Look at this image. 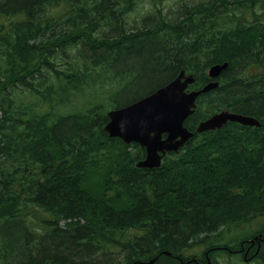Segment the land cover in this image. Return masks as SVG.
Here are the masks:
<instances>
[{
	"label": "trees",
	"instance_id": "16d2710c",
	"mask_svg": "<svg viewBox=\"0 0 264 264\" xmlns=\"http://www.w3.org/2000/svg\"><path fill=\"white\" fill-rule=\"evenodd\" d=\"M134 3L0 0V264H104L94 255L110 247L123 258L107 264H146L156 255L153 264H207L217 253L252 245L255 235L264 240V225L252 227L264 217V29L246 30L255 24L236 18L211 24L206 34L185 17L178 21L188 24H177L175 38L155 49L150 70L157 68L162 77L156 86L185 68L199 71L188 87L197 89L209 81L207 66L228 61L185 126L195 130L198 121L222 109L252 115L261 124L227 121L219 129L194 132L158 167L142 168L136 165L143 157L140 146L103 130L106 109L123 104L116 95L135 78L127 61L140 55L131 42L154 39L153 28L124 31L123 17ZM99 28L110 38L94 36ZM70 48L81 57L63 68L66 63L53 56ZM82 48L90 54L84 57ZM111 54L118 64L113 71L127 75L124 81L111 74ZM206 54L209 59L201 60ZM257 63L262 74H239ZM102 74L103 87L88 90L91 96L81 90ZM112 83L118 88L110 97ZM78 95L84 96L82 104L73 106L72 96ZM98 176L100 190H91L86 180ZM233 227L248 229L227 235ZM195 245L206 247L200 256L183 253Z\"/></svg>",
	"mask_w": 264,
	"mask_h": 264
},
{
	"label": "rangeland",
	"instance_id": "374dc122",
	"mask_svg": "<svg viewBox=\"0 0 264 264\" xmlns=\"http://www.w3.org/2000/svg\"><path fill=\"white\" fill-rule=\"evenodd\" d=\"M153 1L135 0V3L133 4L134 8L126 16L123 17L124 20L123 26L126 34H129L130 32H133L139 28H149V29L153 28L155 32L153 34L154 39L151 41H145L144 39H140L138 41L139 42L138 44L133 43L135 41L131 42L132 46L136 45L134 46V50H135L134 53H136L135 55H140V56H131L125 52H122L125 58L131 56L128 59L127 63L128 66H130L134 70L135 78L133 81L129 83V85L131 84L130 86H128L123 91L117 93L116 95L117 104H122V103L124 104L133 97L143 94L147 90L156 86L158 81L162 79V77H159L157 68H154L152 72L150 70V67H152V63H155V61H157L155 56V52H156L155 49L158 48L160 42H165L164 40H168L167 38H175L174 29L171 27L176 26L178 24V21H180L183 17L187 18L189 20V23L194 22L195 25L198 26L201 30H205V28H209L211 24L217 22L223 23V21L229 17H231L233 20L236 18H240L242 22H249L253 20L252 18L253 11L258 13L259 16L262 17L264 16V10H263L264 0L263 2H261L262 0H260V2L258 0H255L252 2V4L246 2L247 0H153ZM53 10L55 13L54 15L56 16L59 13V7H54ZM226 10L229 12L224 13V11ZM230 21L231 20L227 21L226 23L230 24ZM229 24L227 25L229 26ZM100 30L101 28L97 30L95 29L94 31L97 32L94 33V36H99L98 38L102 39L104 37L110 38V36L112 35L108 31L100 32ZM79 44L82 45L81 43ZM100 52L106 54V51L103 48H101L98 51V53ZM76 53H77L76 48H70L66 51V53L58 52L54 54L53 59L55 61L58 60V62H60L59 60L62 59L61 61L65 63L68 61H77L78 56L79 57L81 56L78 53L76 55ZM82 53L83 56L84 55L88 56L90 54V51L87 50L86 48H82ZM206 55L203 56L200 55L199 57L203 61L208 60L209 59L208 57L210 55L207 56ZM195 64L196 63L191 65V67L194 68ZM115 65L118 64H116L115 62V64L112 65L113 68L110 66L112 71L117 68ZM67 66H68L67 63L62 65L63 68H66ZM208 67L205 69V73ZM253 67L254 65H249L248 67L246 66L245 67L246 72L247 73L252 72ZM118 73L119 72L117 71H113V73L111 72L114 79H117L118 81H124L125 78H127L126 77L127 75L125 74L119 75ZM131 77L132 75H130V79ZM105 84H106V79L102 74V77H96V80L94 82H92L89 86L83 87V89L81 90L88 91L93 87H103ZM107 87H109L110 89V97H113L115 91L118 88L117 83H112L110 85H107ZM22 88H25V86H19L16 88V90H21ZM80 91H77L76 94ZM87 94L89 96L92 95V93L89 91L87 92ZM55 98H57V96H55ZM82 98H84V96L81 95L72 96L73 106H75V104L81 105ZM109 108L112 107H108L107 109ZM102 179L103 177L100 176H98V180L89 178L86 180V184L91 188V190L94 191L100 190L99 183ZM36 215L39 214L36 212ZM252 223H253L252 224L253 228L261 224L264 225V217L257 218ZM244 229L246 230L248 229V227L230 228L229 231L227 232V235L232 236L236 233H241ZM247 233L248 232H245L242 235H245ZM12 242L16 246L18 239L16 238ZM205 248H206L205 245H195L191 248L185 249L183 253L186 256L197 258L202 254ZM262 249H264V246L262 247ZM263 253L264 250H262V254ZM230 254L231 253L229 252L217 253L214 255V260L212 262L207 259L205 262H207V264H210V262L211 264H264V258L262 257L260 259L259 258H252L248 260L243 259L244 261L243 262L240 259L241 257L232 258ZM2 257L3 255L2 253H0L1 262H3ZM94 257L96 258L94 260L107 264L110 261L116 262L122 259L123 252L118 251L116 247H110L106 250L98 251L97 254L94 255ZM7 258L10 260L11 256L9 255L7 256ZM161 264H166V262L161 261ZM169 264H178V263L171 262Z\"/></svg>",
	"mask_w": 264,
	"mask_h": 264
},
{
	"label": "water",
	"instance_id": "95a60500",
	"mask_svg": "<svg viewBox=\"0 0 264 264\" xmlns=\"http://www.w3.org/2000/svg\"><path fill=\"white\" fill-rule=\"evenodd\" d=\"M217 73L213 67L208 70L212 77L217 76ZM192 81L191 74L185 75L181 71L152 93L135 102L108 110L104 131L111 137H121L125 143L135 142L143 146L145 157L138 161V165L144 168L158 166L166 151L176 150L191 136L183 126V121L193 112L197 95L217 85L216 82H210L200 90L186 91L187 85ZM216 114L201 121L197 129L203 131L216 128L226 120L240 122L237 113L224 110Z\"/></svg>",
	"mask_w": 264,
	"mask_h": 264
},
{
	"label": "bare ground",
	"instance_id": "6f19581e",
	"mask_svg": "<svg viewBox=\"0 0 264 264\" xmlns=\"http://www.w3.org/2000/svg\"><path fill=\"white\" fill-rule=\"evenodd\" d=\"M214 68L216 71H218V75H222L223 74V72L225 71V69L228 67V61H225V62H222V63H214V64H212V65H210L209 67H208V69L206 70V72H208V70H210V68ZM181 71H184V69H181L176 75H178ZM205 71V70H204ZM242 71V70H241ZM175 77V76H174ZM173 77V78H174ZM172 78V79H173ZM219 78V77H218ZM171 79V80H172ZM171 80H169V81H171ZM195 80V79H194ZM194 82V81H193ZM192 82V83H193ZM208 83H210V81H208V82H206L205 84H203L201 87H199V88H197V89H194V90H200V89H202L205 85H207ZM215 88V86L214 87H212V88H210V89H207V90H205V91H203V92H200V94H202V93H205V92H208V91H210V90H212V89H214ZM142 97V96H141ZM140 98V97H139ZM139 98H137V99H135V100H133V101H130V102H128L127 104H129V103H132V102H135V101H137ZM193 109H195L196 108V101H194V105H193V107H192ZM222 110H228V109H222ZM217 113V111L216 112H214V113H212L211 114V116H215V115H217L216 114ZM237 114H239V116H240V122L239 121H236V120H226V122L227 121H235V122H238V123H240V124H243V125H250V126H260V121L256 118V117H254V116H252V115H248V114H243V113H240V112H237ZM226 122H223L224 124L226 123ZM245 123V124H244ZM106 124V123H105ZM104 124V125H105ZM103 125V126H104ZM209 129H211V128H209ZM208 129V130H209ZM212 130V129H211ZM194 132H196V133H200L201 131L200 130H198L197 128H195V130H190L189 129V133L193 136L194 135ZM109 137H111V136H109ZM115 137H117V136H115ZM118 138H120V139H122L121 137H118ZM123 140V139H122ZM124 141V140H123ZM136 165L138 166V167H142V166H140V165H138V162L136 163ZM158 167V166H157ZM245 167V166H244ZM143 168V167H142ZM151 168H154V167H151ZM236 175V174H235ZM262 237V235L261 234H258V235H255L253 238H251V239H249V242L251 243V244H253L254 243V241L255 240H257V241H259L260 240V238ZM164 253H166L167 255H170L171 254V252L170 251H163ZM158 257V255H156V256H154V257H152L151 259H149V260H147V261H144L146 264H153L154 263V261L156 260V258ZM244 258H245V256H244ZM184 264H189V262H186V263H184Z\"/></svg>",
	"mask_w": 264,
	"mask_h": 264
},
{
	"label": "flooded vegetation",
	"instance_id": "af4514ba",
	"mask_svg": "<svg viewBox=\"0 0 264 264\" xmlns=\"http://www.w3.org/2000/svg\"><path fill=\"white\" fill-rule=\"evenodd\" d=\"M253 1H255V0H253ZM253 1H252V2H253ZM246 2H249V3L252 4V2H251L250 0H248V1H246ZM259 2H260V1H259ZM263 10H264V9H263ZM252 11H253V10H252ZM237 17H238V16H237ZM252 18H253V20H251V21H249V22H242V20H241L240 18H238V19H239V21L242 22V23H246V24L253 23V24H255V26H252V27H245L246 30H260V29H264V27H262V26L260 25V23H261V24L264 23V16H263V17H262V16H259L258 13H256V12L253 11V13H252ZM181 20H184V18H182ZM247 21H248V20H247ZM186 24H188V23H186V22H185L184 24H180V23H178V26H179V27H182V26H184V25H186ZM171 28L175 29V26H174V27H171ZM176 28H178V27H176ZM197 31H199V29H198ZM133 32H136V30L133 31ZM203 32H205L206 34H208V33L210 32V27H209V28H205V30H203ZM115 62H116V57H115L114 54H111V55H109V56L107 57V64H110V65L112 66V65L115 64ZM250 65H254L252 72L247 73V72H246V68H245L243 71H240L239 74H243V75H255V76L262 74L261 72L263 71V68H262V65H261V64L257 63V64H250ZM248 66H249V65H247V67H248ZM181 69H184V71L186 70L185 68H179V70L177 71V73H178ZM177 73H176V74H177ZM220 76H221V75H220ZM220 76H219V77H220ZM172 78H173V77H172ZM172 78H171V79H172ZM206 78H207V79H211L210 76L207 75V74H206ZM216 78H218V77H216ZM171 79H170V80H171ZM230 251H231V249H230ZM243 255L246 256V254H243ZM247 256H248V255H247ZM176 260H177V259H176Z\"/></svg>",
	"mask_w": 264,
	"mask_h": 264
}]
</instances>
